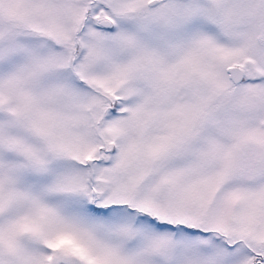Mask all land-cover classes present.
Returning a JSON list of instances; mask_svg holds the SVG:
<instances>
[{
	"label": "snow or ice",
	"instance_id": "1",
	"mask_svg": "<svg viewBox=\"0 0 264 264\" xmlns=\"http://www.w3.org/2000/svg\"><path fill=\"white\" fill-rule=\"evenodd\" d=\"M0 264H264V0H0Z\"/></svg>",
	"mask_w": 264,
	"mask_h": 264
}]
</instances>
